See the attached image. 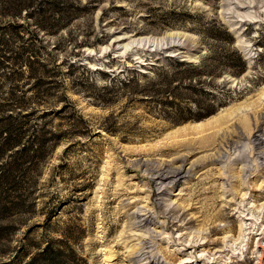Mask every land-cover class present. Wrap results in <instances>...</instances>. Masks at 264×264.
I'll return each mask as SVG.
<instances>
[{
  "label": "rangeland",
  "instance_id": "rangeland-1",
  "mask_svg": "<svg viewBox=\"0 0 264 264\" xmlns=\"http://www.w3.org/2000/svg\"><path fill=\"white\" fill-rule=\"evenodd\" d=\"M8 118L0 264H264V0H0Z\"/></svg>",
  "mask_w": 264,
  "mask_h": 264
},
{
  "label": "trees",
  "instance_id": "trees-1",
  "mask_svg": "<svg viewBox=\"0 0 264 264\" xmlns=\"http://www.w3.org/2000/svg\"><path fill=\"white\" fill-rule=\"evenodd\" d=\"M225 34L228 36V38L230 39V35L229 33H227V31L224 29ZM234 54L236 55V59L237 62L239 63V65L241 66V68H244V61L241 59L240 55L237 54L236 52H234ZM183 64H188L187 62H182V61H176L174 67L176 66H181ZM209 93V92H208ZM20 107H24V104H20ZM204 113L206 111H210L212 109V105H206V107H202ZM18 114L21 116V110L18 111ZM203 113H197V118L201 117ZM10 117V116H8ZM18 116H15V118ZM21 117H26V114L21 116ZM12 118H8V122L6 123V134L1 138L0 140V149L2 151L5 150H13L15 147H18L15 151V154H24L27 153L29 151V149H31V156H39L41 154L44 153V151L46 149H49L50 147L48 145H45V141H44V137H40L37 136L36 138V142L37 145L35 148H30V145L26 142H24L25 140H23L22 136L24 134V131L21 130H17L16 129V125H14V123L11 120ZM14 130H17L14 133ZM40 130H43V127H40ZM52 133V132H51ZM50 133V137H52L53 135L57 136L56 134H51ZM1 135V132H0ZM56 142H52L51 143V147H53V144ZM48 146V147H47ZM8 165V164H7ZM40 255H49V258L47 259V263L46 264H55L54 262L56 261L55 259H57L58 257H62L61 255V251L59 249H56L55 251H52V249H50V246H46L44 248V250L40 253ZM54 255V256H51ZM51 256V258H50ZM55 257V258H54ZM32 261H34V258H32V260L30 261V263H33Z\"/></svg>",
  "mask_w": 264,
  "mask_h": 264
},
{
  "label": "bare ground",
  "instance_id": "bare-ground-1",
  "mask_svg": "<svg viewBox=\"0 0 264 264\" xmlns=\"http://www.w3.org/2000/svg\"><path fill=\"white\" fill-rule=\"evenodd\" d=\"M254 140L257 142V144H260V143H262V142H264V134L262 133V131L261 130H258V133H256V134H254ZM174 168V167H173ZM170 172H171V170H170ZM187 173V171L186 170H184V168H182L181 166L180 167H178V168H176L175 170H173V172H172V174L171 173H169V174H165V172L164 173H162V172H160L157 176H156V178H158V181H160V183H167V184H170L171 183V181L172 182H174V181H176V180H178V179H181L183 176H184V174H186ZM172 211V210H171ZM174 212V211H173ZM172 212V213H173ZM172 216V215H171ZM173 217V216H172ZM141 221V220H140ZM143 222V221H142ZM261 250H263L264 251V248L261 246ZM260 250V255L262 256L263 255V253H262V251ZM142 255V254H141ZM140 255V256H141ZM144 257V256H143ZM153 257V256H152ZM135 258V257H134ZM140 258H142V257H140ZM109 259V258H108ZM135 260V259H134ZM258 260H259V264L261 263V259L260 258H258ZM143 264V263H142ZM145 264H162V263H159V261L158 260H156L155 258H150L149 256L146 258V260H145Z\"/></svg>",
  "mask_w": 264,
  "mask_h": 264
}]
</instances>
